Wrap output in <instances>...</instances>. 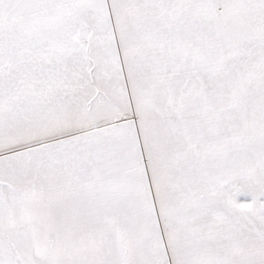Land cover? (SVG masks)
I'll list each match as a JSON object with an SVG mask.
<instances>
[{"label":"snow or ice","instance_id":"1","mask_svg":"<svg viewBox=\"0 0 264 264\" xmlns=\"http://www.w3.org/2000/svg\"><path fill=\"white\" fill-rule=\"evenodd\" d=\"M0 264H264V0H0Z\"/></svg>","mask_w":264,"mask_h":264}]
</instances>
